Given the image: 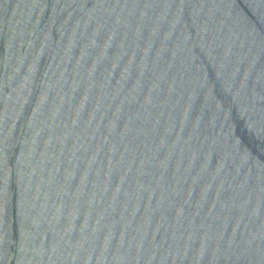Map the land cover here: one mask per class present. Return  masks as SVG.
Listing matches in <instances>:
<instances>
[{
	"label": "water",
	"instance_id": "obj_1",
	"mask_svg": "<svg viewBox=\"0 0 264 264\" xmlns=\"http://www.w3.org/2000/svg\"><path fill=\"white\" fill-rule=\"evenodd\" d=\"M0 264H264V0H0Z\"/></svg>",
	"mask_w": 264,
	"mask_h": 264
}]
</instances>
